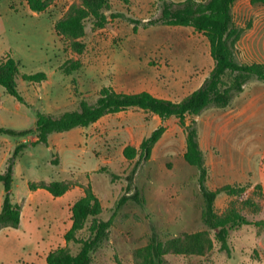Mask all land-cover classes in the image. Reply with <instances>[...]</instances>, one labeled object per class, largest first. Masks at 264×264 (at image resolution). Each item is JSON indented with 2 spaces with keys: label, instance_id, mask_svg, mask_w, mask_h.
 <instances>
[{
  "label": "rangeland",
  "instance_id": "rangeland-1",
  "mask_svg": "<svg viewBox=\"0 0 264 264\" xmlns=\"http://www.w3.org/2000/svg\"><path fill=\"white\" fill-rule=\"evenodd\" d=\"M45 1L46 10L36 13L26 0H0V60L15 58L22 74H47L41 83L17 80L27 104L0 86V126L32 128L36 111L60 115L75 110L83 100L94 102L106 86L179 101L199 88L213 68L209 41L193 28L143 27L159 16L161 0H110L107 24L95 27L87 20L86 35L78 40L59 34L55 25L81 0ZM233 17L237 29H255L254 36L262 40L259 55L264 59V5L239 0ZM76 43L83 48L79 50ZM236 56L244 62L238 50ZM258 85L256 81L247 84L227 109L212 108L187 119L188 124L195 120L199 130L209 172L207 186L212 190L227 184L241 188L236 195L219 194L216 211L222 215L236 210L252 224L230 232V254L219 251L216 243L203 256L167 255L164 264H264V96L257 94L264 89ZM160 126L165 132L149 161L139 164L133 181L143 202L129 201L119 209L109 240L92 253L91 264H135V251L147 245L153 234L166 241L208 230L199 171L184 159L186 132L179 119L163 121L130 109L64 134L73 135L79 142L76 146L64 144L63 133L53 134L49 146L27 144L14 174V199L24 208L25 224L16 235L14 227L0 230V264H47L48 252L66 245L64 235L72 224L67 203L88 193L101 203L98 218L110 219L126 193V176L139 160V156L128 159L125 149H138ZM19 140L0 135V157L14 153ZM112 174L118 178L113 180ZM55 180L77 186L62 200L47 190L34 192L29 187L32 182ZM92 224L90 219L79 238L91 236ZM68 246L74 255L81 248L73 242Z\"/></svg>",
  "mask_w": 264,
  "mask_h": 264
},
{
  "label": "trees",
  "instance_id": "trees-1",
  "mask_svg": "<svg viewBox=\"0 0 264 264\" xmlns=\"http://www.w3.org/2000/svg\"><path fill=\"white\" fill-rule=\"evenodd\" d=\"M29 8L36 13L46 10L45 0H26ZM238 0H161L159 16L143 23L144 28L150 26L191 27L207 38L210 45V55L213 68L199 88L179 101L157 97L148 91L118 92L111 86L103 87L94 102L81 101L75 110L66 111L60 115L36 111V120L32 128L17 130L0 126V135L25 138L36 135L37 141L31 145L42 144L49 146V137L54 133L68 132L76 128H87L109 114H116L130 109L142 110L160 117L163 121L177 118L186 132V151L184 159L199 171L198 182L205 207L203 219L208 230L195 233H185L166 241L153 234L147 245L138 248L135 253V264H164L167 255L203 256L211 252L215 244L219 251L231 253L229 235L236 230L252 223L240 215L236 210L219 214L215 202L219 194L236 195L241 188L231 184L216 190L207 186L208 168L204 152L201 148L199 130L196 121L187 123L189 117H197L205 111L216 108L230 107L236 96L243 93L245 86L253 81L264 82V63L243 64L237 61L235 47L243 34L242 29L234 25L233 7ZM261 3L264 0H251ZM111 9L110 0H81L79 4L71 6L66 16L56 25V31L73 40L86 35V21L91 20L95 27H103L108 22L107 13ZM123 16L121 15H114ZM134 24L141 21L130 19ZM134 30H137L135 26ZM75 46L80 47L78 43ZM21 78L30 83H41L47 80V74H22L20 63L11 56L0 60V86L6 93L14 96L19 103L27 104L18 89L17 80ZM165 127L160 126L144 138L139 148L127 147L125 155L132 160L139 156L133 170L126 176L129 182L126 193L117 201L113 215L108 220L98 218L102 213L99 199L92 193L79 198L71 208L72 226L65 234V246L51 250L47 257V264H91L92 253L105 241L109 240L110 228L116 213L129 201L138 204L143 202L138 188L133 186L135 174L141 162L149 161L153 147L161 139ZM28 143L18 144L14 153L7 161L4 171L0 172V184L4 189L2 207L0 209V230L10 226L18 228L21 223V206L13 201L14 174L17 158L27 147ZM113 180L118 178L112 174ZM69 181H40L29 184L31 190L44 189L54 197H61L75 187ZM134 192L130 194L131 189ZM92 219L91 236L87 239L79 238L86 223ZM213 232L214 237L211 236ZM80 244L77 254H72L68 244Z\"/></svg>",
  "mask_w": 264,
  "mask_h": 264
},
{
  "label": "crops",
  "instance_id": "crops-1",
  "mask_svg": "<svg viewBox=\"0 0 264 264\" xmlns=\"http://www.w3.org/2000/svg\"><path fill=\"white\" fill-rule=\"evenodd\" d=\"M180 1H183V0H180ZM180 1H176V2H180ZM239 1V0H238ZM237 1V2H238ZM236 2V3H237ZM254 33H255V29L253 28L252 30H244L243 31V34H242V36H241V38L239 39V41L237 42V44H236V47H235V56H236V53H237V50L239 51V52H241V58L243 59V64H252V63H264V59H262L261 57L262 56H260L259 55V53L261 52V43H262V40L261 39H256V37L257 36H254ZM237 49V50H236ZM236 59H237V56H236ZM238 61V60H237ZM264 82H259V81H256V84H259L258 85V88H260V89H264V84H263ZM260 91V90H259ZM262 91H264V90H262ZM262 91H260V92H257V94H259V95H262V96H264V93L262 92ZM244 92V91H243ZM3 106H1L0 108H2ZM227 109V108H226ZM107 116V115H106ZM156 116V115H155ZM105 117V116H104ZM158 117V116H157ZM103 118V117H102ZM101 118V119H102ZM160 118V117H159ZM100 119V120H101ZM161 119V118H160ZM99 120V121H100ZM162 120V119H161ZM99 121H97V122H99ZM96 122V123H97ZM96 123H94V124H96ZM94 124H92V125H94ZM91 125V126H92ZM90 127V126H89ZM88 128V127H87ZM76 129H86V128H76ZM74 130V129H73ZM70 132H72V130L71 131H68V132H63V136H65V137H63V140H64V144L65 143H71L72 142V144H74L75 146H76V142H78V141H76L75 142V140H74V138L72 139V137H73V135L71 136V135H64V134H71ZM55 134V133H54ZM53 135V134H52ZM52 135H50V137L52 136ZM50 137H49V145L51 144V141H50ZM37 136L36 135H30V136H28V137H25V138H21V140H19L18 142H17V145L18 144H21V143H32V142H35V141H37ZM73 142H75V143H73ZM79 143V142H78ZM16 145V146H17ZM73 147L74 148V150H75V148L76 147ZM12 155V152H11V154L9 155V152L2 158V157H0V172H2V171H4V169H5V167H6V164H7V161H8V159L10 158V156ZM16 167V166H15ZM67 181V180H66ZM42 190H44V189H37V190H35L34 192H42ZM70 192V190L67 192V193H65L63 196H61L59 199H63V198H65V196H67L68 195V193ZM3 196H4V189H0V209H1V207H2V203H3ZM32 197L34 196V194H32L31 195ZM14 186H13V201L15 202V203H17L16 201H15V199H14ZM75 203V202H74ZM73 203V204H74ZM17 204H19V203H17ZM73 204L71 203V202H68L67 203V206L69 207V209H71L72 208V206H73ZM20 205V204H19ZM22 209V212H21V223H20V225H19V227L18 228H15V229H13V230H15L14 232H13V234L14 235H16V233H18V232H21V230H22V228H23V226H24V208L22 207L21 208ZM71 226H72V224L70 225V227L68 228V230L71 228ZM68 230L66 231V233L68 232ZM65 233V234H66ZM64 237H65V235H64ZM65 239V238H64ZM51 250H53V249H51ZM50 250V251H51ZM49 251V252H50ZM48 252V253H49ZM47 255V254H46ZM47 257V256H46Z\"/></svg>",
  "mask_w": 264,
  "mask_h": 264
}]
</instances>
